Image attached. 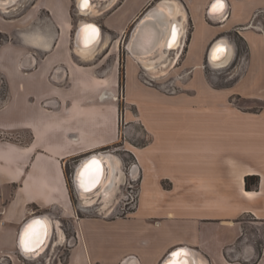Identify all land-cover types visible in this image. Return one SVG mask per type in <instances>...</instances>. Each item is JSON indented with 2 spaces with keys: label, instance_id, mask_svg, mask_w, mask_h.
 I'll use <instances>...</instances> for the list:
<instances>
[{
  "label": "crops",
  "instance_id": "crops-1",
  "mask_svg": "<svg viewBox=\"0 0 264 264\" xmlns=\"http://www.w3.org/2000/svg\"><path fill=\"white\" fill-rule=\"evenodd\" d=\"M212 1L172 0L178 6L184 34L190 29L184 63L191 64L195 44L202 46L203 62L217 37L237 29L247 49L233 68L238 74L246 66L253 46L263 40L264 0H224L225 14L209 19L207 9ZM151 2L154 0H103L101 12L96 15L99 21H92L102 30V41L93 55L81 54L75 47L78 25L91 20L90 16L71 12L76 0H18L9 8H0V86L4 85L2 91L0 88V264H160L180 246L196 252L206 264H264L262 163L257 169L248 162L223 157L209 196L211 213L200 215L202 222L215 226L218 233L206 235L199 226L195 242L187 238L189 224L179 217V202L171 198L166 208L159 201L167 200L180 188L170 180L166 166L170 155L168 147H161L163 137L159 135L149 134L151 142L146 151L128 150L137 158L142 176L147 170L138 207L131 215L109 217L116 208L108 206L102 214L80 216L73 206L67 165L75 163L73 176L83 158L109 152V147L121 139V56L120 49L116 50L127 29L137 23ZM176 55L180 57L178 52ZM130 65L135 76L136 63ZM13 131L29 133L30 140L16 142L1 137ZM157 140L160 144L153 151ZM111 155L122 164L117 154ZM160 159L163 169L159 168ZM246 176L259 178L257 188L246 190ZM162 179L168 180L169 188L162 186ZM94 198L102 204L100 196ZM79 204L82 209L88 208ZM179 204H184V209L191 205L186 199ZM143 209L145 213H141ZM39 214L46 215L57 227L39 257L25 258L17 248L18 231L26 219ZM139 216L145 218L138 221ZM166 224L168 234L163 232ZM172 227L176 232L171 233ZM65 230L74 234L68 249L64 246ZM209 240L217 241V248L213 249ZM238 242H242L240 250Z\"/></svg>",
  "mask_w": 264,
  "mask_h": 264
},
{
  "label": "rangeland",
  "instance_id": "rangeland-1",
  "mask_svg": "<svg viewBox=\"0 0 264 264\" xmlns=\"http://www.w3.org/2000/svg\"><path fill=\"white\" fill-rule=\"evenodd\" d=\"M159 1L161 0L151 2L144 9L143 14ZM93 3L95 12L88 15L91 17V22L99 21L96 15L101 12L103 0H93ZM71 12L81 14L77 11L75 3L71 6ZM134 25L127 29L116 50L117 53L120 49L121 56L118 88L121 139L108 150L117 154L122 159V164L119 165L121 182L107 204V207L116 208L109 217L125 218L137 209L142 182L147 178V170L145 168L142 176L140 168L139 171L132 169L133 165L138 166V160L128 153V150L132 149L139 153L146 151L151 142L149 134L156 137L159 135L163 137L160 139L163 142L161 147H168L167 151L170 155V159L166 162L170 180L173 184L180 185V188L172 192L174 196L169 194L167 200L161 198L159 201L165 204L166 208L171 198H175L179 203L184 199L191 203L185 208L186 211L184 204L178 203L177 206L182 207L178 212L179 217L188 220L187 238L189 242H195V231L199 226L206 235L218 233L215 226L202 222L200 215L206 216L211 213L209 196L212 194L211 187L215 181L213 178L222 164L223 157H233L238 162H248L257 169L262 167L261 163L264 164V37L253 46L246 66L237 74L233 71L235 60L226 68L219 67L221 69H212L213 67L207 64V60L202 62L201 44L194 45L195 54L191 57V64L184 63L189 42L190 29H188L182 37L179 48V53L182 51V55L177 58V55L171 52L157 61V53H155L152 55L155 62L149 64L153 70H148L146 66L133 60L132 53L130 55L127 51V42ZM228 38L235 44L237 52L241 53L244 48L241 39L234 32L229 33ZM2 39L0 35V41ZM173 57L175 60H172ZM133 61L136 63L135 76L130 65ZM191 68L194 71L193 77ZM238 75H240L239 80ZM142 84L145 87L141 86ZM3 86V84L0 86L1 91ZM226 92H228L227 97ZM138 117L146 126L137 119ZM1 137L16 142L30 140L29 133L17 131ZM158 143L159 140L153 151L158 148L160 144ZM162 161L160 159L161 169H163ZM74 164L69 163L66 167L73 206L79 210L80 216L102 214L106 207H103L104 203L96 202V198L93 199V205L84 206L88 208L82 209L78 206L82 201L75 198L73 191L71 171ZM161 183L164 188H169L168 180L162 179ZM145 212L144 209L141 211V213ZM141 218L145 217L139 216L138 221ZM175 228H170L171 233L176 232ZM163 229V232L168 234L167 224ZM252 232L254 233V230ZM64 234V246L68 249V241L73 240L74 234L70 230H65ZM153 238H151L152 242ZM257 244L259 245V242ZM209 245L215 249L218 242L209 240ZM237 245L240 250L242 242H238ZM60 256L65 257V253Z\"/></svg>",
  "mask_w": 264,
  "mask_h": 264
},
{
  "label": "bare ground",
  "instance_id": "bare-ground-1",
  "mask_svg": "<svg viewBox=\"0 0 264 264\" xmlns=\"http://www.w3.org/2000/svg\"><path fill=\"white\" fill-rule=\"evenodd\" d=\"M18 0H0V8L1 9H6L9 8L10 6H13ZM90 5L86 9H78V11L81 12V16H88L89 14L95 12V6L93 3V0H89ZM81 0H76V5L77 7L79 6V3ZM220 6L216 8L215 11H223L224 9V3L219 2L218 3ZM217 4V5H218ZM177 4L175 2H172L171 0L169 1H161L160 4H157V7L155 10H151L150 14H147L145 17H143L142 20L147 19L150 17L152 20L153 17H155V12H159V21H161L160 25L158 24V28L152 29V28H147L145 35H141V45L140 47V54L139 55H134L133 57L140 61L145 68L148 70H153L152 67L149 66V64H152L155 62V58L152 57L153 54L157 53L156 59L161 60L163 59L170 51L178 48L181 45V39L184 35V29L181 25L180 22L177 21V16L179 15V10L177 8ZM155 11V12H154ZM181 11V10H180ZM158 14V13H157ZM87 23H93L98 26V24L91 22V21H81L79 24V27H82V35L84 37V41H80V44L78 45L77 42H75V47L76 50L81 53V54H90L93 55L94 51L98 48L99 44L101 43V37H102V30L98 26V29L100 31V36L98 38V34H93L92 28L90 25H87ZM172 26L175 27L177 30V34L175 36V40L173 43L170 45L169 48H166V43L169 38V35L171 33ZM136 29H134V33L136 34ZM133 35L131 36L132 39ZM75 38V37H74ZM131 39L128 44V49H131ZM225 44V49L222 58L221 57V49H219L216 54H214V58L217 60H220L218 62L211 61V66L213 68H219L221 66L227 65L231 59H232V51L230 49V45L227 41L224 42ZM149 46V48H148ZM153 58V59H152ZM115 99H118L117 97ZM114 156L111 155V153H107L106 156H104L103 159H100L99 161L94 159L95 161L101 168L102 170V175L101 177L97 180L95 185L93 186L96 187L97 189L92 193L96 196L101 197L102 203H104L103 207H107V204L109 200L112 198V196L115 194V189L117 186H119L121 182V177H120V170H119V164H115L114 161ZM117 161V159H116ZM90 182L89 177H85V181L83 180V184H88ZM88 193H80V197L82 198V205L83 206H91L93 205V199L95 198H88L92 196ZM40 224L43 226L39 230V236L38 238H32L29 239L24 235L21 243L23 244L24 248H27L28 251H23L24 257H28L30 259H35L39 257L46 247L49 245L51 242V238L54 232V228L56 224L47 217H41L39 220ZM35 221V222H36ZM34 224V222H33ZM32 224V225H33ZM57 227V226H56ZM181 253H184V251H180ZM191 253L193 251L191 250ZM190 252L186 257H182V259L187 260V264H206L204 261L198 258H192L190 257Z\"/></svg>",
  "mask_w": 264,
  "mask_h": 264
},
{
  "label": "water",
  "instance_id": "water-1",
  "mask_svg": "<svg viewBox=\"0 0 264 264\" xmlns=\"http://www.w3.org/2000/svg\"><path fill=\"white\" fill-rule=\"evenodd\" d=\"M95 1V0H94ZM162 1V0H161ZM161 1L157 2V4H160ZM165 1H169V0H165ZM172 1V0H171ZM219 2L221 3H224V9L223 11L219 12V11H214L213 10V6L214 5H217ZM157 4L154 5L151 9H149L145 14H143L140 19L138 20V22L134 25L133 27V30L131 32V36L133 34V37L131 39V36L127 42V45L131 39V49H127V51L129 53H134V55H139L140 54V49H139V43H140V40H141V35H145V32H146V29L151 27L152 29H156L158 28V24L160 25L161 21L158 20L157 16H159V12H155V14H157L156 17H154L155 20H151L150 17H148L147 19H143V17H145L147 14H150V11L153 9L155 10V8L157 7ZM90 5V1L88 0V5L87 7H85L83 5V0H81V2L79 3V6L77 7L76 5V8H77V11L78 9H86L88 8ZM225 10H226V3L224 2V0H213L212 3L210 4L209 8L207 9V16L210 18V19H217V18H220L222 17L224 14H225ZM177 21L179 22L180 19L179 17L177 16ZM87 25H90V27L92 28V31H93V34H98V38L100 36V31L98 29V26L93 24V23H87ZM82 27H77V31L75 33V42L78 43V45L80 44V41H84V37L82 35V30H81ZM134 29H136V34L134 33ZM173 34H177V30L175 29L174 26H172V29H171V33L169 35V38L167 40V43H166V48L168 49L170 47V45L173 43V41L175 39H173ZM225 41H227L230 45V49L232 51V60L230 61V63H228L227 65H225L224 67H221V68H226L230 65H232V62H234V59H235V56H236V46L235 44L228 38L227 35H221L219 37H217L212 43L211 45L209 46L208 48V52H207V64L211 67V61H215V62H218L220 60H217L216 58H214V54H216V52L221 49V57L223 56V53L225 52L224 51V47H225ZM81 45V44H80ZM127 47V46H126ZM149 48V46H148ZM171 49V48H169ZM212 68V67H211ZM221 68H218V69H221ZM212 69H215V68H212ZM107 152L106 151H103V152H96V153H92L88 156H86L85 158H83L79 164L77 165L75 171H74V174L72 176V180H73V186H74V190H75V193L76 195L80 198V200H82V198L80 197V193H88L90 195H92V193L97 189L96 187L93 188V186L95 185V183L97 182V180L101 177L102 175V170L100 168V166L98 165V170L97 168L94 166L93 169L91 170V175L90 176H85V177H89L90 179V182L87 184H83L82 186V179H81V173L83 172V170L85 169V166L86 165H89L94 159L96 160H100V159H103L104 156H106ZM115 161V164H116V159H114ZM132 169H134L135 171H139V167L137 165H133L132 166ZM131 176H133L131 174ZM85 177H84V181H85ZM94 181V182H93ZM95 195L93 194L92 196L88 197V198H94ZM46 215H43V214H39V215H33L31 217H29L28 219H26L20 226L19 228V231H18V238H17V248H18V251L21 255L24 256L23 254V251H28L27 248H24L23 247V244L21 243L25 233H26V230L29 228L30 225L33 224V222H35L36 220H39L41 217H44ZM176 251H184V253H186L188 255V253L190 252V257L192 258H198L199 255L196 253V252H193L191 253V249L187 248V247H184V246H180V247H177L173 250H171L164 258L163 260L161 261L160 264H170V262L173 260V253H175ZM229 251H233V249H228L227 252ZM28 258V257H27ZM123 264H127V263H123Z\"/></svg>",
  "mask_w": 264,
  "mask_h": 264
},
{
  "label": "snow or ice",
  "instance_id": "snow-or-ice-1",
  "mask_svg": "<svg viewBox=\"0 0 264 264\" xmlns=\"http://www.w3.org/2000/svg\"><path fill=\"white\" fill-rule=\"evenodd\" d=\"M83 5L85 7H87L88 5V0H83ZM220 5H214L213 6V10L215 11L217 7H219ZM94 31V29H93ZM173 39H175V34H173ZM96 167L98 170V165L95 161H92L89 165L85 166V169L83 170V172L81 173V179H82V186H83V179L85 176H90L91 175V170L93 169V167ZM94 182V181H93ZM43 226L40 224L39 221L34 222L33 225H30L29 228L26 230V237H28L29 239L32 238H38L39 236V230L40 228H42ZM186 253H181L180 251H176L175 253H173V260L170 262V264H187V260L186 259H182V257H186Z\"/></svg>",
  "mask_w": 264,
  "mask_h": 264
},
{
  "label": "flooded vegetation",
  "instance_id": "flooded-vegetation-1",
  "mask_svg": "<svg viewBox=\"0 0 264 264\" xmlns=\"http://www.w3.org/2000/svg\"><path fill=\"white\" fill-rule=\"evenodd\" d=\"M231 32H234L241 39V41H242V43L244 45L243 51L241 53L237 52V50H236V56H235V59H234L235 62H236V63H234V67H235L237 65V63L245 57V55L247 53V49H246V45H245V42H244L243 38L237 33V29L231 30V31H227V32L223 33V35H227L228 36V34L231 33ZM177 52L179 53V51H175L173 55H175ZM207 52H208V50H207ZM207 52L205 54V59L204 60H207ZM181 55H182V51H181V53H179V56H181Z\"/></svg>",
  "mask_w": 264,
  "mask_h": 264
},
{
  "label": "trees",
  "instance_id": "trees-1",
  "mask_svg": "<svg viewBox=\"0 0 264 264\" xmlns=\"http://www.w3.org/2000/svg\"><path fill=\"white\" fill-rule=\"evenodd\" d=\"M246 190L257 188L259 178L257 176H246L244 178Z\"/></svg>",
  "mask_w": 264,
  "mask_h": 264
},
{
  "label": "built area",
  "instance_id": "built-area-1",
  "mask_svg": "<svg viewBox=\"0 0 264 264\" xmlns=\"http://www.w3.org/2000/svg\"><path fill=\"white\" fill-rule=\"evenodd\" d=\"M130 196H131V194H130ZM22 256H23V255H22ZM23 257H24V256H23ZM25 258H27V257H25ZM2 260H3V258L0 259V262H1ZM2 262H3V261H2Z\"/></svg>",
  "mask_w": 264,
  "mask_h": 264
}]
</instances>
